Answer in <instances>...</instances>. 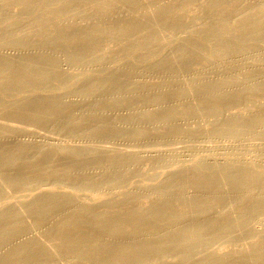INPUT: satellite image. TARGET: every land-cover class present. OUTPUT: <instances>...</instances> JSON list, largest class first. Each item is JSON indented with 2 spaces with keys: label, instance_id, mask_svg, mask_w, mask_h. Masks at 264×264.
I'll list each match as a JSON object with an SVG mask.
<instances>
[{
  "label": "bare ground",
  "instance_id": "bare-ground-1",
  "mask_svg": "<svg viewBox=\"0 0 264 264\" xmlns=\"http://www.w3.org/2000/svg\"><path fill=\"white\" fill-rule=\"evenodd\" d=\"M63 1L66 0H18V3L15 4L16 10H12L11 16L0 24V42L6 44L12 41L29 43L33 40L31 38L33 33L39 31L40 34H43L44 39L36 43L37 48L56 45L62 50L75 46L82 49L81 41L94 39L95 34L100 33L112 39L113 42L119 40L117 44L113 45L120 52L122 48H127V52L138 53L137 56L129 55L130 60L138 63V67L131 71L129 78L121 80V72L124 71L121 53L114 65L108 66L103 63V60L106 57H111L109 56L111 52L92 55L78 61L80 49L72 51V55L64 60L69 65L89 67L84 72L61 73L64 71L60 65L45 68L43 65L53 59L52 55L44 56L33 53L24 58L20 57L16 64L11 60L0 61V91H8L9 97L14 99L8 107L1 104L0 110L7 109L6 111H13L21 116L26 111L24 117L30 121H44L52 118L59 120L65 117L67 123L74 124L75 127H82L86 123L85 120H92L96 122L97 129L91 131V134L96 135L101 128L111 123V118L105 114L106 109L121 106V86L125 83L136 84L134 77L139 76L143 68H155L162 73L169 74V78L157 77L159 81L150 79L147 84L133 87L130 91L132 95L150 94V100L146 106L133 107L132 109L133 113L141 119L155 118L150 126L152 131L170 128L173 125L174 116L184 109L187 112L207 107L212 112V119L202 124L203 131H199L201 134L197 140L203 138L200 136L212 131L217 136L226 133L232 138L249 140L253 142V145L248 150L247 157L229 159L227 162L213 166L207 165L210 159V155L207 154L188 159L189 162L188 160L167 158L163 167L154 174L153 181L155 182L150 185L152 189H161L154 193L153 199L157 201L141 205L140 208L129 212L124 210L122 213L133 216L137 224L153 218L162 219L165 212L157 211L159 203L166 202L170 190L178 189L186 184L200 193L203 190L216 187L228 190L243 189L245 186H249L242 196L234 201L249 200L253 202L252 206H264V189L258 193L249 190L251 184H256L264 179V155L259 159H255L254 156L256 149L263 145L260 141H264V112H260L264 109V73L252 75L249 71L255 62L264 64V0H152L143 4H126V0H91L89 5L95 8V13L83 12L82 20L94 15L103 21L115 14L117 10L121 12L122 4H126L125 12H130L131 16L121 20L120 14L116 21L117 25L102 29L92 27L93 30H90L85 36L81 35L79 28L72 30L60 29L58 26L39 28L41 25L38 23H26L28 26L21 33L13 32L17 21L12 14H19L28 8L30 11H39L40 20L56 14L69 16L68 19L75 17L79 13L76 4H72V0L65 4ZM190 1L195 2L190 4ZM5 2L6 0H0V6ZM36 3H44L46 6L40 8V5ZM126 35L134 37L131 42L121 44V36ZM231 59H242L246 61V64L241 71L232 76V79L226 80L223 76L230 72L226 63ZM62 64L64 63L62 62ZM194 64L197 66L193 67L186 78L180 77L174 71L175 68ZM209 71L217 75V79L212 82L207 81ZM62 90H65V93L62 94ZM110 93L113 96L106 99V95ZM94 96L98 98L93 99ZM169 98L175 100L195 98L196 101H192L191 105L187 106L178 104L175 110H170L167 113L166 117L158 118ZM234 101L240 102L238 106L221 107L227 102ZM76 105L80 107L79 112H74ZM30 106H35V108L27 111ZM84 109L91 111L83 121H80ZM16 118L14 119L16 120ZM225 119L226 122L223 121ZM15 120L14 122H16ZM219 120H222L223 123L217 124ZM0 121H4L0 122V128L4 125H14L6 124L3 119ZM118 123L121 126V121ZM145 128L138 127L135 133L140 135L145 131ZM195 129L194 125H190L186 127L184 134L189 137ZM116 135L120 138L121 132H117ZM180 135L183 134H175L172 139L173 143L184 139V135ZM45 145L47 144L33 149L30 143L23 142L11 153L0 152V169L12 167L20 160L28 162L24 167L25 171L9 173L8 181L10 183L27 185L32 182L33 177L30 175V171L33 162L39 161L47 155ZM30 151L34 155H30ZM77 151V146H64L56 149L50 155V159L57 161L68 155L66 158L70 160L69 164L63 169L52 167L47 175H55L68 180L75 169H84V165H81L83 161H77ZM90 154L95 158L100 157L96 149H91ZM115 158L116 160L111 155L103 157V165L98 167L97 172L88 181L83 182L80 181L81 177H75V181L68 187L37 189L33 192L34 198L27 203V209L22 211L43 215L60 206L75 204L77 207L70 212L73 221L66 225L58 223L56 226H60L59 229L63 230H65L64 228L67 230L80 228L83 227L82 222L89 219V216L85 217V212L91 203L75 201L73 203L71 194L74 191V186L82 182L83 190H88L103 184L104 196L102 199L110 197L111 201L116 202L115 205L113 204L115 209L112 206L91 215L94 221L87 224L91 229L106 227L108 231L104 237L105 241H109L113 236L121 239V203L129 200L131 194L123 193L121 183L118 182L121 181V162L128 157L119 155ZM255 162H258V166H260L257 169L252 166ZM181 172H185V179L175 180L174 176L182 174ZM221 196L215 194L207 203L210 205L223 201L224 198ZM196 199V195L195 197L181 193L176 195L180 207L193 205L196 203ZM208 204L204 203L200 206L199 211H181L173 214L169 221L164 223L165 225L161 224L143 234V240L140 239L128 249L121 250V243H119L117 248L113 249L110 259L103 264L130 262L132 259L124 260V258L143 247L146 248L142 253L145 255L132 263L147 264L153 255H164L165 251L173 246L176 249L170 256L165 260L163 257L153 258L152 263L204 264L207 259H212L217 263H235L248 259L249 264H264V260L261 258L264 255V241L259 240L264 228L259 223L254 224L255 234L251 236L249 243L238 251L230 253L225 248H220L215 251V254H208L206 250L198 251L196 249L199 245L197 236L201 229L214 223L207 222L205 225L187 230L178 228V224L189 220H198ZM164 206L168 207V203H164ZM22 211L0 209V225L7 219L4 225L11 221L10 227H12L20 214L23 215ZM111 213L112 215H109ZM240 213L238 211V214ZM9 223L6 227L9 226ZM6 227L0 232V242L7 241L12 244L9 248L0 247V264H75V255L79 253L78 250L81 246L61 252L56 250L54 245L42 243L38 237L4 240L10 230ZM173 229H177L174 235L170 234ZM123 233L126 237L136 232L130 229L124 230ZM155 234L159 235L158 241L148 240ZM69 238L77 241L80 239L75 234L70 235ZM105 247L106 242H103L99 249L102 250ZM192 256L199 260H196V263L190 262L188 259L192 260ZM112 257L115 260H111Z\"/></svg>",
  "mask_w": 264,
  "mask_h": 264
},
{
  "label": "rangeland",
  "instance_id": "rangeland-1",
  "mask_svg": "<svg viewBox=\"0 0 264 264\" xmlns=\"http://www.w3.org/2000/svg\"><path fill=\"white\" fill-rule=\"evenodd\" d=\"M67 1L69 0L63 1V4ZM90 1L91 0H72L71 3L76 4L79 13L70 19H68L69 16L56 14L40 20L41 16L39 11H30L29 8L19 14H12L17 21L13 32L19 34L28 26L27 24L38 23L41 25L39 28L42 26H58L60 29L66 28L69 30L79 28L81 35L85 36L90 30H93L92 27L102 29L104 27L111 28L114 25H117L116 21L120 14L121 20L130 17V12H125V6L127 3L143 4L149 3L152 0H126V4L121 5V12H119L120 10H117L115 14L103 21L99 20L94 15L82 20L83 12L90 11L92 14L95 13V8L90 7L89 5ZM194 2L195 1H190V4ZM16 3H18V0H6V2L0 6V24L5 22L11 16L10 14L12 10H16ZM38 5H40V8L46 6L44 3ZM133 37L134 36L132 35L121 36V44L131 42ZM31 38L33 40L29 43L12 41L11 43L6 44L0 42V61L11 60L16 64L20 57L24 58L36 53L37 55L44 56L52 55L51 58L53 59L48 61V64L43 65L45 68L60 65L64 71L61 73L84 72L88 70L89 67L86 68L83 65H69L65 63L67 61L64 59L72 55V51L74 52L77 49H80L78 46L65 50L59 49L56 45L37 48L36 43L44 39L43 34H40L39 31H37L33 33ZM111 41L112 39L109 37L107 38V36L100 33L95 34L94 39L81 41L80 43H82L83 46L78 53V61L87 59L92 55L111 52L109 55L111 57H106L103 60V63L108 66H113L114 62L117 61V57L121 53V59L124 65V71L121 72V80H125L129 78L131 71L138 67V63L130 60L129 55L135 54L137 56L138 53L133 54V52H127V48H122L120 52L117 47L113 45L117 44L119 40L116 42L112 41V43ZM112 56L114 57L112 58ZM62 62L64 64H62ZM245 64L246 61L242 59H231L227 61L226 66L230 68V70H228L230 72L225 74L223 78L226 80L232 79V76L241 71ZM196 66L197 64L186 65L180 68H175L174 71L179 74L180 77L186 78L191 73L193 67ZM249 71H251L252 75L262 74L264 73V64L255 62L252 69L250 68ZM18 74H20V71H18ZM169 76V74L162 73L155 68H143L140 75L134 77V82L136 84L129 85L128 83H125L121 86V106L106 109L105 114L108 118H111V123H109V125L107 124L106 127L101 128L96 135L91 134V131L97 129L96 122L92 120H85L86 123L82 127H75L74 124L67 123L65 117H62L59 120H54L52 118L44 121H30L24 117L26 111L22 114L23 116H21L17 113H13V111H6L7 109L0 110V119L5 120L6 124H14L13 126L4 125L0 128V152L11 153L23 142L30 143L33 146V149L34 147L47 144L45 145L47 155L39 161L33 162L30 171L33 180L30 184L24 185L20 183H10L8 181L10 172L20 173L21 171L26 170V168H24L25 165L28 164V162H25L26 160H20L12 165V167L10 166L5 169H0V209L8 208L14 211H22L27 209V203L34 198L33 192L37 189H43L45 187L51 189L68 187L75 181V177H81L80 181L83 182L88 181L92 175L97 172L98 167L103 165V157L107 155H111L115 160V157H118L119 155H121V157H128V159L121 162V181L119 180L118 182L121 183V190L123 193L131 194L129 200L121 203V239L113 236L109 241H105L104 237L108 231L106 227L98 229L89 228L87 223L94 221L91 218V215L100 213L112 206L115 209L114 205L116 202L111 201L110 197L102 199L104 196L103 184L88 190H83L84 184L81 182L74 186L75 188L71 194V199L73 200V203L74 201L91 203L85 212V217L88 218L87 216H89V219L82 222L83 227L73 230H67V228H64L65 230H63L59 229L60 226H56L58 223L60 225H66L73 221L70 212L74 211L73 208L77 207L75 204L60 206L49 213H44L43 215H38L31 211H22L23 215L20 214L12 227H10L11 221L10 223L8 222V227H6L8 223L4 225L7 219H5L3 224L0 225V232L2 229L4 230L5 227L10 229L4 240H7V238L38 237L42 243L44 242L46 244L54 245L55 249L61 252L81 246L78 250L79 253L75 255V264H103V262L110 259L113 249L117 248L119 243H121V250L128 249L140 239L143 240V234L150 232L152 229L165 222H168L173 214L181 211H199V207L204 205V203L208 204V200L213 195L220 194L222 195L221 197L224 198L223 201L210 205L208 204V207L205 208V212L199 216L198 220H189L179 223L178 228L187 230L205 225L207 222L214 223L211 226H206L201 229L197 236L199 245L196 249H198V251L206 250L208 254H215V251L220 248H225L228 252L232 253L247 245L249 239L252 238L251 236L255 234V228L253 227L254 224L257 225V223H259L264 228V206H252L253 202L249 200L239 202L234 201L240 198L249 186H245L243 189L236 188L228 190H221L216 187L210 188L209 190H203V192L200 193L190 185L186 184L178 189L174 188L170 190L166 202L159 203L157 211L165 212L162 219L153 218L149 219L147 222L137 224L133 216L122 213L124 210L129 212L140 208L141 205H148L157 201L156 199H153L155 196L154 193L161 189H152L150 185L155 182L153 181L155 178L154 174L163 167L164 161L167 158L186 161L188 159H193L196 156L207 154L210 155L208 161L209 164L207 165L213 166L214 164L227 162L229 159H241L247 157V152L253 145V142L249 140L232 138L226 133L217 136L212 131L205 133V135L200 136L203 137L202 139L197 140L199 134H201L199 131H203V128L201 127L202 124L212 119V112L207 107L187 112H185L184 109L182 112L177 113L174 116L172 121L173 125L170 128L167 130L152 131L150 126L155 118L141 119L133 113L132 109L133 107L141 108L146 106L150 100V94L144 96L132 95L130 94V91L133 87H141L147 84L150 79L153 81H159L157 77L168 79ZM207 78L208 82H212L214 79H217V75H215L214 72L209 71ZM61 93H65V90H62ZM112 96V93L107 94L106 99ZM96 98L98 97H93V99ZM13 100V98L9 97L8 91H0V105L5 104L6 107H8ZM192 101H196V99L188 98L175 100L169 98L168 101H166V105L161 109L158 118L166 117L167 113L170 110H175L178 104L187 106L191 105L190 103ZM239 103V101L227 102L221 107L238 106ZM118 107H121V109H118ZM32 108H35V106H30L27 111ZM79 111L80 107L79 105H76L74 107V112ZM90 111L91 110L89 109L82 110L80 121H83ZM260 112H264V109L260 110ZM14 118H16V120ZM9 119H12L13 121ZM14 120L16 122H14ZM118 121H121V126ZM223 121L226 122V119ZM223 121L219 120L217 121V124L223 123ZM190 125H194L196 129L193 134L188 137V135L184 134V130ZM138 127H146L145 131L140 135L135 133ZM117 132H121L120 138L117 137ZM176 133H182L184 136H180H183L184 139L177 143H173L172 139L175 137ZM233 139L236 141H232ZM260 142H262L263 145L256 149L254 153L255 159H259L264 155V141L261 140ZM64 146H77V161H83L81 165H84V169H75L73 175L70 176L68 180L55 175H47L50 168L57 167L63 169L69 164L70 160L66 158L68 155L61 157L59 160L56 159L57 161H52L50 159V155L56 149ZM91 149L98 150L100 157H93V155L90 154ZM29 154L34 155L32 151H30ZM252 166L256 169L260 167L258 166V162H255ZM181 173L182 174H178L177 176L175 175L174 179H185V172ZM218 184H221V182H218ZM263 189L264 179L256 184H251L249 190L253 193H258ZM178 193L188 195L189 197H195L196 195L197 201L193 205H183L184 207H180L178 204L179 202L176 200V195ZM164 203H168V207H165ZM238 211L241 213L238 214ZM112 213L109 215H112ZM130 229H133L136 233L125 237L123 233L124 230ZM176 230L177 229H173L170 234L174 235ZM72 234L79 236L80 239L78 241L70 239L69 237ZM158 238L159 235L155 234L149 237L148 240L156 242L158 241ZM259 240L264 241V232L259 237ZM103 242H106V247L101 250L99 249V246ZM0 244V247L4 246V248H9L12 243L2 241ZM175 249L176 247L173 246L168 248L164 255H153L147 264H153V258L159 259L163 257L165 260L175 251ZM145 250L146 248L143 247L136 253L126 256L124 260H132L122 264H133L132 262L140 260L141 257L145 255L142 254ZM261 258L264 260V255L261 256ZM191 259L192 260H188L192 263H196V260H199L193 258V256ZM111 260H115V258L112 257ZM248 262V259H243L235 263H217L212 259H207L204 264H249ZM178 264L183 263L179 262Z\"/></svg>",
  "mask_w": 264,
  "mask_h": 264
}]
</instances>
